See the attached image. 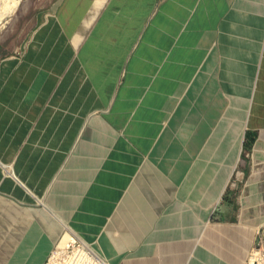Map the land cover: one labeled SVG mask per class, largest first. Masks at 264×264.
<instances>
[{
  "label": "crops",
  "instance_id": "0c3cea01",
  "mask_svg": "<svg viewBox=\"0 0 264 264\" xmlns=\"http://www.w3.org/2000/svg\"><path fill=\"white\" fill-rule=\"evenodd\" d=\"M93 3L53 0L22 45L41 103L0 77V264H44L67 230L112 264H248L264 0H107L87 28Z\"/></svg>",
  "mask_w": 264,
  "mask_h": 264
},
{
  "label": "rangeland",
  "instance_id": "374dc122",
  "mask_svg": "<svg viewBox=\"0 0 264 264\" xmlns=\"http://www.w3.org/2000/svg\"><path fill=\"white\" fill-rule=\"evenodd\" d=\"M52 1L53 0H20L16 11L11 16L7 17L0 29V77L2 79L7 78L5 76L6 70H9L10 76H14L19 70V72L23 73V88H25L22 96H36L39 98V103H41V95L31 91L32 86L31 69L29 67L30 62L28 61L26 66H22V45L28 42V38L32 35L34 27L37 25V23L43 19L47 20L49 14H53L49 10V8L52 7ZM15 60L19 65V69L15 68ZM7 65H10V67L6 68ZM42 90L44 89H41V91ZM23 131H26V125H23ZM7 163L11 164L12 162ZM12 167L14 169V164ZM235 179L237 182H243L245 180L244 174L239 175L237 173ZM234 190L236 191L237 195L241 192L238 186H235ZM245 190L247 189L245 188ZM259 191L262 193L261 199L263 201L262 205L264 212V186L261 188V190L259 189ZM262 236L264 240V227ZM263 244H257V247H260Z\"/></svg>",
  "mask_w": 264,
  "mask_h": 264
},
{
  "label": "built area",
  "instance_id": "2783aa9c",
  "mask_svg": "<svg viewBox=\"0 0 264 264\" xmlns=\"http://www.w3.org/2000/svg\"><path fill=\"white\" fill-rule=\"evenodd\" d=\"M69 235L63 244H59V240L44 264H112L104 253L82 236L74 232ZM248 264H264V244L252 250Z\"/></svg>",
  "mask_w": 264,
  "mask_h": 264
},
{
  "label": "bare ground",
  "instance_id": "6f19581e",
  "mask_svg": "<svg viewBox=\"0 0 264 264\" xmlns=\"http://www.w3.org/2000/svg\"><path fill=\"white\" fill-rule=\"evenodd\" d=\"M106 1L107 0H94L91 11L85 19V25L87 28L93 23V21L95 20L96 16L100 12V10L102 9ZM0 3H1L0 5V29H1V26L4 24L7 17L11 16L16 11V8L18 7L20 0H0ZM1 165H2V168L5 170V174L12 176L14 179L19 181V178L16 172L13 170V168H11V164L2 163ZM69 232H72V230L66 231L64 236L61 238L59 244H63L67 240V238L70 236Z\"/></svg>",
  "mask_w": 264,
  "mask_h": 264
},
{
  "label": "trees",
  "instance_id": "16d2710c",
  "mask_svg": "<svg viewBox=\"0 0 264 264\" xmlns=\"http://www.w3.org/2000/svg\"><path fill=\"white\" fill-rule=\"evenodd\" d=\"M255 138H256V135L253 132L248 131L247 136H246V141L244 144V147L246 150H249L252 148V146L255 142Z\"/></svg>",
  "mask_w": 264,
  "mask_h": 264
}]
</instances>
